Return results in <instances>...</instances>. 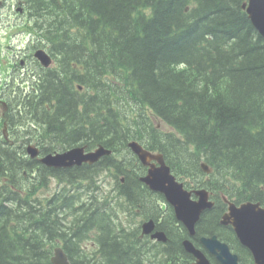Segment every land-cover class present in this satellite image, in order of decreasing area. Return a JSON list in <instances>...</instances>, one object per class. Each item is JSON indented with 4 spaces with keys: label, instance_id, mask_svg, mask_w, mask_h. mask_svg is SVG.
<instances>
[{
    "label": "trees",
    "instance_id": "obj_1",
    "mask_svg": "<svg viewBox=\"0 0 264 264\" xmlns=\"http://www.w3.org/2000/svg\"><path fill=\"white\" fill-rule=\"evenodd\" d=\"M244 1L23 0L28 33L54 65L23 97H1L0 264H51L56 240L70 264H190L185 231L139 180L132 139L179 178L204 183L200 162L212 169L205 184L221 207L201 215L197 236L224 211L220 193L264 207V40ZM30 143L43 154L102 145L111 155L54 169L26 155ZM107 177L129 212L164 218L170 242L122 236L98 187ZM52 178L58 187L39 198ZM92 234L94 248L82 243Z\"/></svg>",
    "mask_w": 264,
    "mask_h": 264
},
{
    "label": "water",
    "instance_id": "obj_2",
    "mask_svg": "<svg viewBox=\"0 0 264 264\" xmlns=\"http://www.w3.org/2000/svg\"><path fill=\"white\" fill-rule=\"evenodd\" d=\"M243 8L254 28L264 39V0H247ZM34 57L44 67L50 65V57L43 50H37ZM128 146L142 165L148 166L147 173L141 178V181L151 190L164 196L166 202L173 208L176 219L184 224L189 234L193 235L194 225L201 212L210 207L207 193L205 191L196 192L198 200H191L190 194L183 189L182 184L177 183L160 156L151 155L135 142H130ZM26 152L32 159L39 155V150L35 146H28ZM109 154L110 151L102 146L87 152L85 147H75L62 152L46 154L39 157L38 160L48 168L66 169L80 166L83 163L94 164L101 157ZM152 160H155L158 165L150 163ZM201 167L204 171H208L204 164ZM222 223L231 224L241 244L252 252L256 264H264V209L260 208L259 204L247 203L242 204L239 208L230 204L229 213L224 215ZM145 231L150 232L151 226H146ZM152 237L165 240L162 233H155ZM201 242L220 264H238L237 256L231 254L228 247L219 243L215 236L202 238ZM183 246L194 257L195 262L193 264H209L204 254L196 249L191 242L184 241ZM51 262L53 264H69L66 255L60 248L54 249Z\"/></svg>",
    "mask_w": 264,
    "mask_h": 264
},
{
    "label": "rangeland",
    "instance_id": "obj_3",
    "mask_svg": "<svg viewBox=\"0 0 264 264\" xmlns=\"http://www.w3.org/2000/svg\"><path fill=\"white\" fill-rule=\"evenodd\" d=\"M27 21L28 16L16 12L14 8L11 10L4 8L0 11V88L2 89H0L2 91L0 98H4L3 93L6 92L14 98L23 97L22 92L30 91L32 88L29 86V80L34 81L41 71L37 67L19 66L18 64L23 53H27L28 50V45H26L28 39L22 35ZM16 63L18 65L13 69ZM1 115L2 107L0 106V119ZM41 192L48 191L41 190Z\"/></svg>",
    "mask_w": 264,
    "mask_h": 264
},
{
    "label": "flooded vegetation",
    "instance_id": "obj_4",
    "mask_svg": "<svg viewBox=\"0 0 264 264\" xmlns=\"http://www.w3.org/2000/svg\"><path fill=\"white\" fill-rule=\"evenodd\" d=\"M0 1L2 2V7L4 6V8H8V10H11L13 8H14V10H16V9L18 10V8H19L18 6L21 4L20 0H0ZM20 12L22 13V11H20ZM28 60L29 59L27 58V56H24V59H22V58L19 59L20 66L29 65L30 62ZM13 66H14L13 69H15L17 65L14 64ZM189 188L190 189H188V190H190V191H195L197 189H200V187L198 185H196V186L190 185ZM159 201H160V204L163 207V211H167L169 209V207L164 203V200L162 198H160ZM215 207H221V206L220 205L219 206L215 205L214 207H212V209H214ZM212 209H210V210H212ZM216 210L220 211L219 209H216ZM206 211H209V210H206ZM206 211H204L203 214ZM218 211L216 213H218ZM213 213H211L210 216L208 218H206V223H210V225H214V228L208 230L211 233H207V235L203 234V235H200V236H197V233H195L194 235L186 234L185 238L187 236V240L189 242H191L194 246H196L200 250H205L204 246L202 245V242H201L200 238L215 236L219 241H221V242H223V243H225L227 245L230 243L233 247L238 249L240 251L239 254H238L239 257H240V260L243 261L245 264H250L251 256H250V253H249L248 249L245 248L244 246H241L239 244V242L237 241V239L235 237V234H234L232 228L229 225H222L221 224V218L216 220V216H218V214H216V213L213 214ZM150 218L148 217L146 219L153 223V230H152L153 232L154 231L166 232V230L164 231L162 229V227H161V223L162 222H160L157 219V217H150ZM162 220H163V218H162ZM145 237H146V239H148L150 241H153V240L150 239L151 234H149V236H141L140 239H145ZM153 242L157 243L156 241H153ZM204 252L207 254V257L210 260V262L211 263H215L214 257L212 255L208 254L206 251H204ZM191 259H192V257H191ZM193 261H194V259L191 260L190 264H192Z\"/></svg>",
    "mask_w": 264,
    "mask_h": 264
},
{
    "label": "bare ground",
    "instance_id": "obj_5",
    "mask_svg": "<svg viewBox=\"0 0 264 264\" xmlns=\"http://www.w3.org/2000/svg\"><path fill=\"white\" fill-rule=\"evenodd\" d=\"M133 140V139H132ZM128 148V147H127ZM128 150V149H127ZM201 182H203V181H201ZM58 181L57 180H52L51 182H50V185H49V188L47 189V191H49V190H51V189H55V188H57L58 187ZM206 186V185H205ZM213 191V190H212ZM47 193V192H46ZM215 193V192H214ZM145 196V195H144ZM147 217V216H146ZM166 217V216H165ZM164 217V218H165ZM150 218V217H149ZM163 218V219H164ZM169 218V217H168ZM151 219V218H150ZM166 219V218H165ZM162 222H163V220H162ZM146 259V258H145Z\"/></svg>",
    "mask_w": 264,
    "mask_h": 264
}]
</instances>
